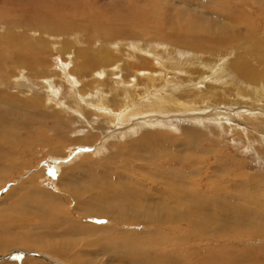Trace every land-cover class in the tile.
Returning <instances> with one entry per match:
<instances>
[{"label":"rangeland","instance_id":"1","mask_svg":"<svg viewBox=\"0 0 264 264\" xmlns=\"http://www.w3.org/2000/svg\"><path fill=\"white\" fill-rule=\"evenodd\" d=\"M36 1L30 0V5H35ZM66 2L71 6L70 12H64L62 16L70 17L65 23L47 22L38 16L25 24L24 31L13 30L9 36L0 28L2 44L10 43L25 52V60L0 53L6 57L4 67H9L11 81L1 92L5 103L0 102L8 112L4 127L19 138L0 139L3 145L10 146L6 148L7 159L11 155L15 157L16 147L10 141H25L22 122L26 120V124L31 125L29 134L34 132L27 142L34 149L26 153L27 157L13 158L14 163L17 160L20 163L19 169L0 172V264H178V261L179 264H264V86L259 87L258 81L241 78L243 73L239 72V75L233 64L237 57H244L252 61L253 68L261 71L251 47L257 43L255 46L264 49V0H83L81 5L76 0ZM0 4L1 10L8 14H13L21 4L29 5L28 0H0ZM31 11L34 13L32 7ZM81 16L89 17L87 21H78ZM74 19L77 23H72ZM190 21L198 29L195 34L173 30ZM119 29L123 32H117ZM147 30L150 33L145 35ZM130 31L131 35L125 36ZM247 34L255 35L248 41ZM107 42L111 48H107ZM183 44L190 45V49L181 46ZM221 47L233 50L220 52ZM32 48L39 53L33 52ZM112 48L122 53V59L121 54ZM81 52L85 54L83 57ZM220 71L225 72L219 74ZM132 88L136 90L130 92ZM170 97L192 104L185 105L188 108L167 107L165 104ZM213 98H219L225 104H213ZM160 99L163 102H159V106L165 108L166 114L171 112L173 115L157 113L155 103ZM125 100L128 103L124 105ZM146 108L150 111L146 112ZM124 114L128 117L126 121ZM148 135H156V142ZM143 136L149 140L145 141ZM142 138L144 141L138 142ZM161 140H165L164 143ZM132 143H138V149L129 147ZM149 145L153 148L150 149ZM152 151L158 154L157 157L155 153L150 154ZM177 154L191 158L189 164H193L186 171L190 177L185 180L190 185L184 184L186 192L183 194L196 199L201 196L204 201H200V210H197L213 213L208 218L210 222L205 223L200 219L205 217H198L200 223L195 229L183 224L182 235L161 228L166 222L154 223L149 214H160L163 208H169V198L178 193L167 191L164 179L166 170H180L182 167L178 164L163 168L157 165L163 163L162 159L169 160ZM166 181L174 188L180 182L173 175H169ZM150 206H153L151 211L142 212ZM25 235H30L31 240L27 239L23 245ZM37 237L38 241L33 239ZM9 238L20 244H6ZM182 242L186 248L181 246ZM177 256L179 259L182 256L186 262L178 260Z\"/></svg>","mask_w":264,"mask_h":264},{"label":"bare ground","instance_id":"2","mask_svg":"<svg viewBox=\"0 0 264 264\" xmlns=\"http://www.w3.org/2000/svg\"><path fill=\"white\" fill-rule=\"evenodd\" d=\"M30 0H28V3H29V5H28V7L27 6H22V4L21 5H19V6H17L16 7V10H14V9H12V11H13V14H8V13H6V11H3V10H1L2 8H0V13H1V15H0V28L1 29H4V33L5 34H8V36L9 35H11L12 33H13V30L14 31H16V30H23L24 31V26H25V24L26 23H28L29 21H31L32 19H34V18H36V17H38V16H41L39 19H43V20H45V21H47V22H49V21H51V20H54L55 22H66L67 21V18H70V17H63L62 18V16H63V14H64V12H70V4L69 3H67L66 1L67 0H37L35 3V5H30L31 3L29 2ZM80 1V2H79ZM76 0V3H78V4H80L83 0ZM92 1H94V0H92ZM32 2V1H31ZM85 3V2H84ZM94 3V2H93ZM78 4H76V5H78ZM86 4H88L87 2H86ZM1 5V4H0ZM66 5H69V7H67ZM81 5V4H80ZM6 6V5H5ZM86 6V5H85ZM88 6V5H87ZM31 7H32V9H33V11H34V13L31 11ZM95 7V6H94ZM8 8V7H7ZM40 8V10L38 11V9ZM73 9V8H72ZM94 9V8H93ZM9 10V9H8ZM95 10V9H94ZM111 9H109V11H110ZM11 11V10H10ZM90 11V10H89ZM9 12V11H8ZM91 12V11H90ZM98 12V11H97ZM97 12L95 13V15L97 14ZM33 14H36V15H33ZM38 14V15H37ZM83 16V15H82ZM81 16V20H78V21H87L88 20V17L87 18H83ZM16 18V19H14V20H10L9 18ZM38 18H36V19H38ZM111 18V17H110ZM140 19V18H139ZM144 20V19H143ZM36 20H34L33 22H35ZM38 21V20H37ZM41 21V20H40ZM112 21V20H111ZM134 21V20H133ZM262 21V20H261ZM41 22H44V21H41ZM77 23V20L76 19H74L73 20V22L72 23ZM38 23V22H37ZM41 24H43V23H41ZM40 24V25H41ZM50 24V23H49ZM30 25V24H29ZM29 25H26L27 27H29ZM137 25V24H136ZM32 26V25H31ZM44 26V25H43ZM54 26L55 27H59V26H56V24H54ZM246 27V26H245ZM35 28V27H34ZM37 28H38V26H37ZM44 28V27H43ZM223 28V27H222ZM248 28V27H247ZM250 28V27H249ZM59 29V28H58ZM239 29V28H238ZM252 29V28H251ZM251 29H250V31H251ZM49 30V29H48ZM50 30H52V31H54V29L53 28H51ZM126 30V29H125ZM173 30H176V32L177 33H180V32H184V34H188V33H191V34H195V30H198L197 29V27H196V25L192 22V21H190V22H188L187 23V25H185V26H179L177 29L175 28V29H173ZM249 30V29H248ZM260 30V29H259ZM264 30V29H263ZM10 31H11V33H10ZM122 31V29L120 30H117V32H121ZM254 31V30H253ZM27 32V31H26ZM39 32V31H38ZM123 32V31H122ZM148 32L150 33V31L149 30H147V32H144L145 33V35H148ZM152 32V31H151ZM223 32V31H222ZM225 32V31H224ZM10 33V34H9ZM23 32H21V34H22ZM47 33V32H46ZM49 33V32H48ZM126 33V32H125ZM124 33V34H125ZM127 33H129V32H127ZM135 33V32H134ZM254 33H255V31H254ZM257 33V32H256ZM33 34H36V33H33ZM93 34V33H92ZM218 34H220V33H218ZM222 34V33H221ZM220 34V35H221ZM20 35V34H19ZM18 35V36H19ZM127 35H131V31H130V33L129 34H126L125 36H127ZM144 35V34H143ZM144 35V36H145ZM255 35V34H254ZM254 35H252V34H247V35H245L248 39V41H250V40H252L253 39V37H254ZM1 36H3V35H0V37ZM17 36V37H18ZM51 36V35H50ZM105 36V35H104ZM124 36V35H123ZM136 36V35H135ZM143 36V37H144ZM216 36V35H215ZM244 36V37H245ZM16 36H15V38H17ZM28 37H29V35H28ZM106 37H109L108 35L106 36ZM115 37H116V35H115ZM139 37V36H138ZM217 37H219V36H217ZM26 38H27V36H26ZM32 38V37H31ZM47 38V37H46ZM146 38V37H145ZM238 39H239V41L241 40L240 39V37H237ZM237 38H235L236 40H237ZM0 39H2V37L0 38ZM6 39V38H5ZM4 39V40H5ZM12 38H10V40H11ZM33 39V38H32ZM52 39V38H51ZM50 39V40H51ZM117 39V38H116ZM134 39V38H133ZM221 39H222V37H221ZM226 39V38H225ZM25 40V39H24ZM28 40V39H27ZM89 40V39H88ZM112 40H113V38H112ZM118 40H119V38H118ZM1 41V40H0ZM8 41V40H7ZM6 41V42H7ZM12 41V40H11ZM10 41V42H11ZM17 41H18V38H17ZM22 41H23V39H22ZM26 41V40H25ZM31 41H33V40H31ZM30 41V42H31ZM35 41V40H34ZM90 41V40H89ZM125 41V40H124ZM4 42V41H3ZM29 42V41H28ZM96 42H97V40H96ZM95 42V43H96ZM103 42V41H102ZM106 42V41H105ZM109 42V41H108ZM108 42L107 43H105V44H107L108 45V47L107 48H109L110 47V43L108 44ZM121 42V41H120ZM136 42V41H135ZM188 42V41H187ZM186 42V43H187ZM238 42V41H237ZM254 42H256V41H254ZM1 43V45H0V53H5V55L6 54H10V57L12 56V58H16L17 60H19V59H24L23 58V53H25V52H23V50L22 49H19V48H15V46H12V44H10V43H4V44H2V42H0ZM37 43H38V41H37ZM113 43V42H112ZM111 43V44H112ZM129 43V42H128ZM133 43V42H132ZM182 43V42H181ZM184 43V42H183ZM252 43V42H251ZM13 44H14V42H13ZM17 44V43H16ZM40 44V43H39ZM83 44V43H82ZM116 44V43H115ZM114 44V45H115ZM123 44V43H122ZM136 44H137V42H136ZM179 44V43H178ZM187 44H189V43H187ZM249 44V43H248ZM257 44V43H256ZM255 44V45H256ZM20 45V44H19ZM35 45V44H34ZM102 45V44H101ZM129 45V44H128ZM177 45V44H176ZM186 45V44H185ZM185 45L183 44V45H181V46H184L185 47ZM252 46L251 47V49H252V52H253V56H254V58L256 59V61L255 62H257V63H259L260 64V66H261V71H258V70H256L255 68H253V66H252V61H250V60H248V59H246V58H244V57H237L236 58V62H234L233 61V64H234V68H235V71L236 70H238V74H239V72H241V73H243V74H241V78H248V79H251V80H255V81H258V83L257 84H259L260 86L259 87H262V86H264V67H262V66H264V49L263 50H260L257 46ZM261 45V44H260ZM63 46V45H62ZM84 47H85V45H83ZM83 46H82V48H83ZM88 46V45H87ZM95 46V45H94ZM113 46V45H112ZM116 46V45H115ZM167 46V45H166ZM186 46H188V45H186ZM190 46V45H189ZM189 46H188V48H189ZM211 46V45H210ZM213 46V45H212ZM249 46H251V45H249ZM20 47H22L21 45H20ZM31 47H33V45L31 46ZM81 47V46H80ZM93 47V46H92ZM129 47V46H128ZM174 47V46H173ZM197 47V46H196ZM237 47H239V46H237ZM236 47V48H237ZM35 48V47H34ZM48 48V47H47ZM96 48H97V46H96ZM99 48V47H98ZM98 48H97V50H98ZM111 48V47H110ZM130 48V47H129ZM201 48V47H200ZM211 48H213V47H211ZM215 48H217L216 46H215ZM226 48V47H225ZM224 47H221L218 51H220V52H225V51H229V50H231V49H226V50H224L225 49ZM233 48V47H232ZM261 48V47H260ZM27 49V48H26ZM33 49V48H32ZM71 49V48H70ZM89 49V48H88ZM103 49L105 50V48L103 47ZM113 49V48H112ZM125 49H127V48H125ZM131 49V48H130ZM135 49V48H134ZM157 49V48H156ZM155 49V50H156ZM180 49V48H179ZM190 49V48H189ZM198 49V48H197ZM202 49V48H201ZM34 51L33 52H37V50L36 49H33ZM80 50V49H79ZM79 50H78V52H79ZM114 50V49H113ZM116 50H118V49H116ZM181 50V49H180ZM194 50V49H193ZM233 50V49H232ZM231 50V51H232ZM29 51V50H28ZM31 51V50H30ZM29 51V53H31ZM67 51V50H66ZM110 51H111V49H110ZM126 51V50H125ZM125 51H123V53L125 52ZM142 51V50H141ZM174 51V50H173ZM198 51H199V49H198ZM204 51V50H203ZM210 51H212V50H210ZM210 51H208V52H210ZM230 51V52H231ZM32 52V53H33ZM89 52V51H88ZM95 52V51H94ZM114 52H119V51H115L114 50ZM175 52H176V50H175ZM196 52V51H195ZM31 53V54H32ZM37 53H39V52H37ZM36 53V54H37ZM98 53V52H97ZM105 53V52H104ZM120 53V52H119ZM177 53V52H176ZM176 53H175V55H176ZM182 53V52H181ZM201 53V52H200ZM211 53V52H210ZM209 53V54H210ZM35 54V53H34ZM81 54H82V57L85 55L84 54V52H81ZM121 54V59H122V53H120ZM119 54V55H120ZM131 54V53H130ZM143 54V53H142ZM178 54V53H177ZM193 54V53H192ZM227 54V53H226ZM40 54H38V56H39ZM71 55V54H70ZM75 55V54H74ZM99 55V54H98ZM97 55V56H98ZM145 55V54H144ZM143 55V56H144ZM160 55V54H159ZM194 55V54H193ZM192 55V56H193ZM197 55H198V53H197ZM232 55V54H231ZM25 56H26V54H25ZM27 56H29V54L27 55ZM31 56V55H30ZM29 56V57H30ZM33 56V55H32ZM36 56V55H35ZM77 56H78V54H77ZM111 56V55H110ZM214 56V55H213ZM222 56V55H221ZM230 56V55H229ZM244 56V55H243ZM9 57V58H10ZM69 57V56H68ZM125 57H127L126 55H125ZM154 57V55L151 57V58H153ZM155 57H156V55H155ZM6 58V57H5ZM5 58L2 56V54H0V93L2 92V88H6V86H9V83H11V81L9 82V80H10V78H9V72H8V68H6V67H4V62H5ZM11 58V59H12ZM70 58H71V56H70ZM85 58V57H84ZM87 58V57H86ZM124 58V57H123ZM175 58V57H174ZM210 58V57H209ZM8 59V58H7ZM35 59V58H34ZM107 59L109 60V58L107 57ZM118 59V58H117ZM130 59V58H129ZM128 58H126V60H129ZM160 59V58H159ZM197 59V58H196ZM25 60V59H24ZM27 60V59H26ZM37 60V59H36ZM154 60V59H153ZM7 61V60H6ZM21 61V60H20ZM82 61V60H81ZM131 61H132V58H131ZM135 61V60H134ZM139 61V60H138ZM140 61H142V60H140ZM139 61V62H140ZM149 61V60H148ZM214 61V60H213ZM223 61V60H222ZM250 61V62H249ZM15 62V61H14ZM32 62V61H31ZM71 62H72V59H71ZM116 62V61H115ZM154 62V61H153ZM156 62V61H155ZM212 62V61H211ZM249 62V63H248ZM7 63V62H6ZM9 63V62H8ZM21 63V65L23 64L24 66L26 65V63H23V62H20ZM120 63V62H119ZM124 65L127 63H124V62H122ZM129 64L131 63V64H133L132 62H128ZM135 63H137V62H135ZM221 63H223V62H221ZM10 64V63H9ZM8 64V65H9ZM13 64H15V63H13ZM29 64V63H28ZM76 64H77V62H76ZM87 64V63H86ZM138 64V63H137ZM140 64V63H139ZM142 64H144L143 62H142ZM151 64H153V63H151ZM162 64V63H161ZM213 65H214V63H212ZM7 65V66H8ZM64 65V64H63ZM68 65H70V64H68ZM79 65H80V67H81V63H79ZM113 65V64H112ZM127 65V64H126ZM134 65V64H133ZM141 65V64H140ZM212 65V66H213ZM71 66V65H70ZM69 66V67H70ZM75 65H73V67H74ZM116 66V65H115ZM122 66V65H121ZM129 66V65H128ZM128 66H126V67H128ZM152 66H154V65H152ZM151 66V67H152ZM112 67V66H111ZM111 67H110V70H111ZM125 67V68H126ZM132 67V66H131ZM135 67V66H134ZM138 67H140V66H138ZM219 67V66H218ZM63 68V67H62ZM81 68H84V67H81ZM114 68V67H113ZM112 68V69H113ZM116 68V67H115ZM117 68H118V66H117ZM129 68V67H128ZM127 68V69H128ZM154 68V67H153ZM155 68H157V67H155ZM220 68V67H219ZM13 69V68H12ZM65 69V68H64ZM127 69H126V71H127ZM130 69V68H129ZM132 69H134V68H132ZM141 69V68H140ZM74 70H75V68H74ZM123 70V69H122ZM121 70V71H122ZM143 70V69H142ZM150 70H152V69H150ZM157 70H158V68H157ZM222 70H223V67H222ZM102 71V70H101ZM131 71V70H130ZM130 71H127V72H129L130 73ZM160 71V70H159ZM163 71V70H162ZM197 71V70H196ZM132 72V71H131ZM134 72V71H133ZM147 72H148V70H147ZM150 72V71H149ZM152 72V71H151ZM157 72V71H156ZM165 72V71H164ZM222 72H225V71H220L219 72V74H221ZM96 73V72H95ZM103 72H101V74H102ZM115 72H113V74H114ZM123 73V72H122ZM143 73V72H142ZM146 72H144L143 74H145ZM154 73V72H153ZM152 73V74H153ZM161 73V72H160ZM166 73V72H165ZM47 73H45V75H46ZM73 74V73H72ZM97 74H99V72L97 73ZM127 74V73H126ZM159 74V73H158ZM157 74V75H158ZM162 74V73H161ZM239 74V75H240ZM89 75V74H88ZM123 75V74H122ZM132 75V74H131ZM147 75V74H146ZM149 75H150V73H149ZM165 75V74H164ZM225 75V74H224ZM111 76V75H110ZM216 76V75H215ZM219 76V75H218ZM221 76H223V75H221ZM231 76V75H230ZM95 77H99V76H95ZM101 77V76H100ZM99 77V78H100ZM102 77H104V76H102ZM101 77V78H102ZM112 77V76H111ZM116 76H114V78H115ZM123 77H125V75L123 76ZM128 77V76H127ZM131 77V76H130ZM141 77H142V75H141ZM148 77V76H147ZM226 77H228V76H226ZM9 78V79H8ZM72 78V77H71ZM137 78H139V77H137ZM143 78H145V77H143ZM167 78V77H166ZM41 79V78H40ZM89 79V78H88ZM111 80H112V78H110ZM118 79H120V78H118ZM141 79V78H140ZM149 79V78H148ZM155 79H156V77H155ZM230 79V78H229ZM69 80V79H68ZM90 80V79H89ZM110 80V81H111ZM142 80V79H141ZM147 80V79H146ZM154 80V79H153ZM157 80V79H156ZM217 80V79H216ZM241 80V79H240ZM65 81V80H64ZM70 81V80H69ZM86 81V80H85ZM113 81H115V80H113ZM121 81V80H120ZM126 81V80H125ZM137 81H138V79H137ZM148 81V80H147ZM146 81V82H147ZM181 81V80H180ZM213 81H215V79H213ZM212 80H209V82H213ZM228 81V80H227ZM246 81V80H245ZM139 82V81H138ZM137 82V83H138ZM235 82V81H234ZM240 82V81H239ZM70 83V82H69ZM68 83V84H69ZM73 83V82H72ZM129 83H131V82H129ZM141 83H142V81H141ZM149 83H150V81H149ZM152 83V82H151ZM154 83V82H153ZM222 83H225V82H223L222 81ZM8 84V85H7ZM52 84V83H51ZM82 84H84V83H82ZM112 84H113V82H112ZM144 84V83H143ZM148 84V83H147ZM214 84V83H213ZM233 84V83H232ZM240 84H242V83H240ZM239 84V85H240ZM248 84H250V83H248ZM53 85H55V84H53ZM53 85H52V87H53ZM65 85V84H64ZM80 85V84H79ZM173 85V84H172ZM223 85V84H222ZM221 85V86H222ZM235 85H237V84H235ZM234 85V86H235ZM256 85V84H255ZM40 86V85H39ZM111 86V85H110ZM116 86V85H115ZM135 85H133V87H134ZM137 86H138V84H137ZM155 86H156V84H155ZM158 86V85H157ZM163 86V85H162ZM211 86H212V84H211ZM210 86V87H211ZM220 86V87H221ZM250 86V85H249ZM93 87V86H92ZM129 87H131V86H129ZM128 87V88H129ZM140 87V86H139ZM151 87V86H150ZM161 87V86H160ZM43 88V87H42ZM53 88H55V86L53 87ZM52 88V89H53ZM67 88H68V86H67ZM102 88V87H101ZM116 88V87H115ZM149 88V87H148ZM153 88V87H152ZM155 88H157V87H155ZM219 88V87H218ZM236 88H238V85H237V87ZM255 88V87H254ZM63 89V88H62ZM61 89V90H62ZM104 89V88H103ZM111 89V88H110ZM142 89V88H141ZM150 89V88H149ZM210 89V88H209ZM213 89H214V86H213ZM222 89V88H221ZM220 89V90H221ZM244 89V88H243ZM256 89V88H255ZM59 90V89H58ZM71 90V89H70ZM99 90V89H98ZM97 90V91H98ZM106 90V89H105ZM134 90H136V89H134V88H132V89H130V92H132V91H134ZM145 90V89H144ZM148 90V89H147ZM151 90V89H150ZM156 90V89H155ZM237 90V89H236ZM7 91V90H6ZM100 91V90H99ZM138 91H139V89H138ZM154 91V90H153ZM165 91V90H164ZM173 91H174V89H173ZM226 91V90H225ZM247 91V90H246ZM58 92V91H57ZM71 92H74V91H71ZM88 92V91H87ZM93 92V91H92ZM94 92H96V91H94ZM101 92V91H100ZM196 92V91H195ZM224 92V91H223ZM227 92V91H226ZM263 91H261V93H262ZM60 93V92H59ZM58 93V94H59ZM66 93V92H65ZM105 93V92H104ZM148 93H149V91H148ZM166 93V92H165ZM168 93V92H167ZM166 93V94H167ZM174 93V92H173ZM179 93H180V91H179ZM247 93V92H246ZM76 94H79V92L78 93H76ZM89 94V93H88ZM118 94V93H117ZM129 94V93H128ZM127 94V95H128ZM137 94V93H136ZM175 94V93H174ZM178 94V93H177ZM181 94V93H180ZM194 94V93H193ZM196 94H198V93H196ZM249 94V93H248ZM260 94V93H259ZM55 95L57 96V94L55 93ZM55 95H54V97H55ZM85 95V94H84ZM83 95V96H84ZM100 95V94H99ZM108 95V94H107ZM125 95V94H124ZM135 95V94H134ZM139 95H141V94H139ZM162 95V94H161ZM222 95V94H221ZM228 95H230V94H227V96ZM4 96V94L3 93H1L0 94V101H2L3 103H5V98L3 97ZM71 96V95H70ZM82 96V95H81ZM177 96H179V94L177 95ZM206 96V95H205ZM210 96V95H209ZM208 96V97H209ZM224 96V95H223ZM58 97H59V95H58ZM77 97V96H76ZM79 97V96H78ZM78 97H77V99H78ZM85 97H86V95H85ZM84 97V98H85ZM109 98H110V95L108 96ZM166 97V96H165ZM168 97V96H167ZM219 97V96H218ZM262 97H263V95H262ZM64 98V97H63ZM100 98H101V96H100ZM120 98V97H119ZM134 98V97H133ZM171 98V97H170ZM179 98V97H178ZM185 98V97H184ZM199 98V97H198ZM210 98H212V97H210ZM210 98H209V100H210ZM215 98H217V97H215ZM215 98H213V99H215ZM220 98H221V96H220ZM264 98V97H263ZM58 99V98H57ZM62 99V98H61ZM127 99V98H126ZM137 99V98H136ZM150 99V98H149ZM157 99H158V97H157ZM166 99V98H165ZM186 99V98H185ZM206 99H208V98H206ZM219 99V98H218ZM212 100V103L213 104H221L220 102H223V101H221V100ZM224 99H226V98H224ZM59 100V99H58ZM81 100V99H80ZM175 100V101H174ZM174 100H172V98L171 99H168L167 101H166V104H165V106H167V107H169V106H171V107H176V108H188L189 106H185V105H189V104H192V103H186V102H181V101H176V99H174ZM228 100V99H227ZM262 100V99H261ZM264 100V99H263ZM117 101V100H116ZM208 101V100H207ZM76 102V101H75ZM79 102H82V101H79ZM89 102V101H88ZM87 102V103H88ZM103 102V101H102ZM132 102H134V101H132ZM156 102V101H155ZM159 102H163L161 99L159 100V101H157L156 103H155V106H156V108H155V110L157 111V113L160 115H162V116H165V115H170L171 114V112L169 113V114H166V110H165V108L163 109L162 107H160L159 106ZM199 102V101H198ZM260 102V101H259ZM263 102V101H262ZM3 103H1L0 102V139L1 138H4V137H7V138H9V139H19L12 131H8L7 132V130L5 129V127H4V124H5V122L7 121V118H6V114L8 113L7 112V109L5 108V105L3 104ZM64 103H66L65 101H64ZM110 103H112V101H110ZM128 102L125 100V102H123V104L125 105V104H127ZM129 103H131V102H129ZM137 103V102H136ZM205 103V102H204ZM211 103V104H212ZM224 104H225V102H223ZM221 104V105H224V104ZM227 103V102H226ZM264 103V102H263ZM69 104H70V102H69ZM74 104V103H73ZM79 104V103H78ZM117 104H118V102H117ZM134 104H135V102H134ZM133 104V105H134ZM145 104H146V102H145ZM145 104H143V105H145ZM149 104V103H148ZM196 104V103H195ZM199 104V103H198ZM197 104V105H198ZM229 104V103H228ZM228 104H226L227 105V107H228ZM71 105V104H70ZM84 106H85V104H83ZM97 105V104H96ZM99 105V104H98ZM121 105V104H120ZM141 105V104H140ZM139 105V106H140ZM143 105H141V106H143ZM163 105V104H162ZM208 105H209V103H208ZM225 105V106H226ZM256 105V104H255ZM259 105H261V103L260 104H258V107H259ZM61 106V105H60ZM69 106V105H68ZM68 106H66V107H68ZM72 107H73V105H71ZM71 106H69V107H71ZM88 106V105H87ZM102 106V105H101ZM118 106V105H117ZM122 106V105H121ZM136 107H137V105H135ZM148 106V105H147ZM249 106H251V105H249ZM254 106V104L252 105V107ZM61 107H63V106H61ZM71 107V108H72ZM75 108L77 107L76 105L74 106ZM170 107V108H171ZM215 107V106H214ZM81 108V107H80ZM145 108V107H144ZM261 108H263L262 106H261ZM79 109V108H78ZM174 108H172V110H173ZM260 109V108H259ZM258 109V110H259ZM69 110V109H68ZM74 110V109H73ZM77 110V109H76ZM263 110V109H262ZM123 111V110H122ZM147 111H150V108H146V112ZM235 111V110H234ZM104 112V111H103ZM130 112V111H129ZM128 112V113H129ZM177 112H179V111H177ZM186 112V111H185ZM216 112V111H215ZM244 112V111H243ZM248 112V111H247ZM263 112V111H262ZM105 113H106V111H105ZM124 113V112H123ZM127 113V114H128ZM180 113H182V112H180ZM210 113V112H209ZM219 113H221V112H219ZM236 113V112H235ZM97 114V113H96ZM113 114V113H112ZM132 114V113H131ZM157 114V115H158ZM190 114H197V113H190ZM222 114V113H221ZM220 114V115H221ZM248 114V113H247ZM250 114V113H249ZM141 115V114H140ZM156 115V114H155ZM158 115V116H159ZM171 115H173V114H171ZM182 115H184L183 113H182ZM237 115V114H236ZM264 115V114H263ZM95 116V115H94ZM104 116V115H103ZM128 116V115H127ZM144 116V115H143ZM176 116V115H175ZM222 116V115H221ZM238 116V115H237ZM83 117V116H82ZM135 117V116H134ZM151 117V116H150ZM155 117V116H154ZM219 117V116H218ZM223 117V116H222ZM86 118V117H85ZM107 118V117H106ZM116 118V117H115ZM137 118V117H136ZM139 118V117H138ZM191 117H189V119H190ZM259 120L261 119V118H259V117H257ZM112 119V118H111ZM124 119H125V121L128 119V117H125V114H124ZM132 119V118H131ZM140 119V118H139ZM164 119V118H163ZM227 119V118H226ZM229 119V118H228ZM21 120V119H20ZM94 120V119H93ZM143 120V119H142ZM144 120H145V118H144ZM143 120V121H144ZM142 121V122H143ZM228 121V120H227ZM255 121H256V119H255ZM258 121V120H257ZM262 121V120H261ZM20 122H22V121H20ZM111 122V121H110ZM128 122V121H127ZM230 122V121H229ZM259 122V121H258ZM18 123V122H17ZM243 123V122H242ZM136 124H140V123H136ZM22 125L24 126V133H25V141L22 143V142H17V141H13V140H11L10 141V144L11 145H15V147H16V150H15V157L17 156H20V158H21V156L22 157H27V154L26 153H30L31 151H32V148H33V146H31V145H28L27 144V142H28V140H29V138L30 137H32L33 136V133L34 132H32V133H30L29 134V132H30V128H31V125H28V124H26V120H25V123H24V121L22 122ZM125 125V124H124ZM128 125V124H127ZM131 125V124H130ZM135 125V124H134ZM138 127V126H137ZM132 128V127H131ZM210 128V127H209ZM133 129V128H132ZM260 129V128H259ZM189 130V129H188ZM22 131H23V128H22ZM92 131V130H91ZM187 131V130H186ZM96 132V131H95ZM188 132H191L190 130L188 131ZM157 133V132H156ZM105 134V133H104ZM148 134V133H147ZM147 134H144V135H147ZM150 135V134H149ZM148 135V136H149ZM165 135H163V136H161V137H164ZM194 137H196L197 136V138H199L198 137V135H193ZM263 136V135H262ZM144 137V136H143ZM152 140H154L155 141V139L157 138V136L155 135V136H149ZM118 139V138H117ZM144 139H145V141H148L149 139H148V137L147 136H145L144 137ZM245 139V138H244ZM80 140V139H79ZM166 140V139H165ZM165 140H163V141H165ZM191 140V139H190ZM81 141V140H80ZM119 141V140H118ZM142 141H144L143 140V138L140 140V141H138V142H142ZM162 141V140H161ZM162 141V142H163ZM170 141V140H169ZM172 141V140H171ZM170 141V142H171ZM195 141V140H194ZM76 142V141H75ZM84 142H85V140H84ZM156 142V141H155ZM168 142V141H167ZM189 142V141H188ZM200 142V141H199ZM18 143H20L21 144V146H18ZM147 143V142H146ZM150 143V141L148 142V144ZM152 143H154V142H152ZM164 143V142H163ZM87 144H89V143H87ZM137 144L138 143H132V145H130L129 147H136L137 146ZM151 144V143H150ZM159 144V143H158ZM172 144V143H171ZM170 144V145H171ZM188 144V143H187ZM142 145H143V143H142ZM146 145V144H145ZM164 145L165 144H163V147H164ZM168 146V145H167ZM196 146V145H195ZM149 147H150V145H149ZM151 147L153 148V145H151ZM151 147H150V149H151ZM154 147H155V145H154ZM6 148L8 149V148H10V146H8V145H3L2 144V142L0 141V161L1 162H3L4 164H1L0 163V172L1 173H5L6 171H15V170H18L19 169V166H20V163L18 162V160H17V162H13V158H15V157H12V155L7 159V156H5V154H6ZM11 148H13L12 146H11ZM137 148V147H136ZM170 148V147H169ZM175 148H176V146H175ZM14 149V148H13ZM34 149V148H33ZM138 149V148H137ZM141 149V148H140ZM174 149V148H173ZM189 149V148H188ZM162 150H164V149H162ZM8 151V150H7ZM13 151V150H12ZM160 151V150H159ZM158 150H157V152H159ZM170 151V150H169ZM182 151V150H181ZM55 152H57V151H55ZM55 152H53V153H55ZM164 152H166V151H164ZM164 152H163V154H164ZM152 153H155V155L154 154H152ZM160 153V152H159ZM170 153V152H169ZM150 154H152V155H154V156H156L157 157V153L156 152H151ZM160 154H162V153H160ZM168 154V153H167ZM181 154V153H180ZM180 154H179V156H178V154H177V157H174V156H172L173 158L171 159H169V160H165V159H162V161H163V163L162 164H157L158 166H160L161 168H163L164 166H166V165H168V166H175L176 164H178V167H179V165L182 167V169H180V170H171V169H168V170H166V178L164 179V182L166 183V187H168V189H167V191H169V192H178L177 194H176V196H173L171 199L169 198V203H168V205H169V208H163L162 209V212L160 213V214H151V213H149L150 214V216H151V218H152V221H154V223H155V221L156 222H159V223H161V222H166L165 224L164 223H162V227L161 228H168L169 230H171V231H175V234L174 235H176V234H180V235H182V233H183V228H182V225L183 224H186V226H187V228H189V229H192V228H196V227H198V225H199V223H200V220H199V218H200V216L201 217H205V218H200L203 222H205L206 223V221H208V222H210L209 221V217H211V215L213 214V213H209V212H207L206 210L204 211H198L197 209H199V206H200V201H204V199H202L201 198V196L198 198V199H196L194 196H191V197H189V196H187V195H185V194H183V192H186L185 191V189H184V184L185 185H190L189 184V182H187L185 179L186 178H189L190 177V175H188L187 173H186V171H188V170H190L192 167H193V164H189V161H190V159L191 158H188V159H186V158H184V157H182V156H184V155H182V156H180ZM214 155V154H213ZM164 156H165V154H164ZM188 156V155H187ZM206 156V155H205ZM162 158H163V156H161ZM17 159V158H16ZM192 159H194V158H192ZM146 160V159H145ZM144 160V161H145ZM159 160H161V159H159ZM158 160V161H159ZM16 161V160H15ZM160 162V161H159ZM193 162V161H192ZM191 162V163H192ZM156 163H158L157 161H156ZM203 163V162H202ZM146 164V163H145ZM144 164V165H145ZM195 164V163H194ZM3 165H4V167H3ZM22 165V164H21ZM29 165V164H28ZM152 165V164H151ZM27 166V165H26ZM105 166V165H104ZM136 166V165H135ZM140 166V165H139ZM147 166V165H146ZM77 167V166H76ZM79 168H80V166H78ZM77 167V168H78ZM138 167V166H137ZM143 167V166H142ZM22 168V167H21ZM26 168V167H25ZM133 168H134V166H133ZM144 168V167H143ZM142 168V169H143ZM153 168V167H152ZM155 168V167H154ZM170 168V167H169ZM82 169V168H81ZM195 169V170H194ZM193 170L194 171H196V168H194ZM198 169V168H197ZM23 170V169H22ZM70 170V169H69ZM74 170V169H73ZM137 170V169H136ZM145 170V169H144ZM198 171V170H197ZM85 172V171H84ZM162 172H163V170H162ZM158 173V172H157ZM77 174V173H76ZM152 174V173H151ZM156 174V173H155ZM155 174H153V175H155ZM162 174V173H161ZM160 174V175H161ZM139 175V174H138ZM152 175V176H153ZM163 175V174H162ZM161 175V176H162ZM169 175H173L174 177H177V179H179L180 180V182L178 183V186L177 187H183V189H176V188H174L173 186H172V184H169L167 181H166V179L168 178V176ZM143 176V175H142ZM158 176V175H157ZM94 177V176H93ZM134 177H135V175H134ZM138 177V176H137ZM150 177V176H149ZM160 178V177H159ZM162 178V177H161ZM133 179V178H132ZM148 179V178H147ZM151 179V178H150ZM158 179V178H157ZM163 179V178H162ZM149 180V179H148ZM134 181V180H133ZM135 181H136V179H135ZM147 181V180H146ZM155 181V180H154ZM152 182V181H151ZM94 183V182H93ZM131 183V182H130ZM155 183V185H156V181L154 182ZM91 184V183H90ZM97 184V183H96ZM133 184V183H132ZM141 184V183H140ZM135 185V184H134ZM141 185H143V184H141ZM140 185V186H141ZM99 186H101V185H99ZM98 186V187H99ZM125 186V185H124ZM138 186V185H137ZM136 186V187H137ZM148 186V185H147ZM88 187H90V186H88ZM97 187V186H96ZM118 187V186H117ZM132 187V186H131ZM139 187V186H138ZM142 187V186H141ZM145 186L143 185V188H144ZM223 187V186H222ZM92 188V187H91ZM95 188V187H94ZM100 188V187H99ZM103 188V187H102ZM119 188V187H118ZM212 188V187H211ZM97 189V188H96ZM101 189V188H100ZM121 189V188H120ZM119 189V190H120ZM146 189V188H145ZM149 189H150V187H149ZM215 189H219V187H217V188H215ZM99 190V189H98ZM102 190V189H101ZM114 190H116V188L114 189ZM114 190L112 191V192H114ZM128 190V189H127ZM156 190V189H155ZM94 191V190H93ZM146 191V190H145ZM151 191V190H150ZM65 192V191H64ZM95 192V191H94ZM99 192V191H98ZM106 192V191H105ZM134 192V191H133ZM219 192V191H218ZM119 193V192H118ZM136 193V192H135ZM145 193V192H144ZM99 194V193H98ZM104 194V193H103ZM108 194V193H107ZM106 194V195H107ZM110 194V193H109ZM116 194V193H115ZM121 194V193H120ZM137 194V193H136ZM175 194V193H174ZM223 194V193H222ZM105 195V196H106ZM117 195V194H116ZM122 195V194H121ZM139 192H138V197H139ZM108 196V195H107ZM118 196V195H117ZM136 196V199H138V197ZM145 196H146V194H145ZM198 196V195H197ZM135 197V196H134ZM72 198V197H71ZM95 198H96V195H95ZM101 198H102V196H101ZM111 198V197H110ZM118 197H116L115 199H117ZM229 198V197H228ZM73 199V198H72ZM97 199H98V196H97ZM96 199V200H97ZM99 199H100V197H99ZM98 199V200H99ZM113 199V198H112ZM131 199V198H130ZM135 199V200H136ZM140 199V198H139ZM114 200V199H113ZM142 200V199H141ZM147 200V199H146ZM206 200V199H205ZM232 200V199H231ZM100 201V200H99ZM107 201H109L108 199H107ZM129 201V200H128ZM26 202V201H25ZM118 202V201H117ZM131 202V201H130ZM132 202H133V200H132ZM100 203H102L101 201H100ZM137 204L139 203V202H136ZM103 204V203H102ZM111 204V203H110ZM143 204V203H142ZM156 204V203H155ZM36 206H39L38 204H36ZM111 206V205H110ZM125 206H128V205H125ZM134 206V205H133ZM136 206V205H135ZM139 206V205H138ZM137 206V207H138ZM154 206V205H153ZM153 206H150V207H146L145 209H142V212H147V211H151V207H153ZM223 206V205H222ZM96 207V206H95ZM142 207V206H141ZM140 207V208H141ZM128 208V207H127ZM135 209H136V207H134ZM133 208V209H134ZM196 208V209H195ZM38 209V208H37ZM42 209L43 210H45V208H43L42 207ZM42 209H40L41 210V213L43 212V210ZM116 209V208H115ZM114 210V209H113ZM138 210V209H137ZM200 210V209H199ZM53 211V210H52ZM131 212V211H130ZM140 212V211H139ZM228 212V211H227ZM50 213H53V212H50ZM128 213V212H127ZM134 213H135V210H134ZM201 213V214H200ZM44 214V213H43ZM42 214V215H43ZM137 214V213H136ZM45 215V214H44ZM123 215H125L124 213H123ZM140 216H141V214H140ZM164 216V217H163ZM199 217V218H198ZM229 217V216H228ZM134 219V218H133ZM107 220H108V218H107ZM122 220V219H121ZM141 220V219H140ZM252 220V219H251ZM214 221V220H213ZM212 221V222H213ZM143 222V221H142ZM146 222V221H145ZM149 222V221H148ZM147 222V223H148ZM250 222V221H249ZM253 222H256V221H253ZM252 222V223H253ZM152 223V222H151ZM215 223V222H214ZM204 224V223H203ZM256 224V223H255ZM160 225V224H159ZM206 225V224H205ZM233 225V224H232ZM238 225V224H237ZM252 225V224H251ZM185 226V225H184ZM209 226V225H208ZM215 226V225H214ZM253 226V225H252ZM45 227H47V226H45ZM51 227V226H50ZM199 227H201V226H199ZM245 227V226H244ZM255 227V226H254ZM145 228V227H144ZM146 229V228H145ZM186 229V228H185ZM247 229V228H246ZM160 230V229H159ZM252 230H254V229H252ZM160 231H162V230H160ZM211 231V230H210ZM231 231V230H230ZM255 231V230H254ZM166 232V231H165ZM165 232H163V233H165ZM168 232V231H167ZM196 232V231H195ZM206 232V231H205ZM212 232V231H211ZM207 233V232H206ZM254 233H256V232H254ZM253 233V234H254ZM51 234V233H50ZM157 234V233H156ZM155 234V235H156ZM159 234V233H158ZM170 234V233H169ZM168 233H167V235H169ZM186 234V233H185ZM189 234L191 235V233L189 232ZM194 234V233H193ZM192 234V235H193ZM208 234H210V232L208 233ZM21 235V234H20ZM71 235V234H70ZM187 235H188V233H187ZM187 235H186V237H187ZM189 235V236H190ZM255 235V234H254ZM39 236V235H38ZM157 236V235H156ZM170 236V235H169ZM45 237V236H44ZM151 237V236H150ZM153 237V236H152ZM161 237V236H160ZM175 237V236H174ZM145 238H147V237H145ZM154 238V237H153ZM159 238V237H158ZM158 238H157V241L159 242L160 240H158ZM165 238V237H164ZM184 238V237H183ZM23 239H24V241L22 240V243L21 244H25V242L27 241V239L30 241L31 240V236L29 235V236H23ZM34 240H36V241H38L37 239H38V237L37 238H33ZM160 239V238H159ZM179 239H181V238H179ZM186 239V238H185ZM196 239V238H195ZM11 239L9 238L8 240H6V244H8V245H12V244H15V245H17V244H20L18 241H14V242H11L10 241ZM197 240V239H196ZM199 240H200V238H199ZM199 240H197V241H199ZM33 241V240H32ZM154 241V240H153ZM161 241L163 242V244H165L164 243V241L161 239ZM177 241H178V239H177ZM183 241H184V239H183ZM197 241H195L196 243H197ZM201 241V240H200ZM21 242V241H20ZM43 242V241H42ZM151 242V241H150ZM156 242V241H155ZM161 242V243H162ZM195 242H192V243H195ZM35 243V242H34ZM200 243V242H199ZM30 244V243H29ZM42 244H44V243H42ZM147 244V243H146ZM155 244V243H154ZM129 245V244H128ZM159 245V244H158ZM185 245H186V243H185ZM46 246V245H45ZM162 246V245H161ZM160 246V247H161ZM167 246V245H166ZM177 246H179L178 244H177ZM182 247H185V246H183V242H182V245H181ZM24 247V246H23ZM130 247V246H129ZM139 247V246H138ZM150 247V246H149ZM153 247V246H152ZM157 247V246H156ZM172 247V246H171ZM189 247V246H188ZM167 248H168V246H167ZM186 248V247H185ZM194 248V247H193ZM192 248V249H193ZM140 249V248H139ZM141 249H142V246H141ZM144 249V248H143ZM164 249V248H163ZM181 249H183V248H181ZM188 249V248H187ZM137 250V249H136ZM151 250H153V249H151ZM156 250V249H155ZM165 250V249H164ZM177 249H175V251H176ZM138 251V250H137ZM136 251V252H137ZM141 251H144V250H141ZM146 251V250H145ZM159 251V250H158ZM213 251V250H212ZM225 251V250H224ZM227 251V250H226ZM132 252H133V250H132ZM135 252V251H134ZM153 252V251H152ZM155 252V251H154ZM153 252V253H154ZM177 252H178V250H177ZM179 252H181V250L179 251ZM190 252V251H189ZM141 253H144V252H141ZM141 253H139L140 255H141ZM151 253V252H150ZM157 253V252H156ZM164 253V252H163ZM162 253V254H163ZM169 253V252H168ZM204 253V252H203ZM225 253V252H224ZM53 254V253H52ZM136 254H138V253H136ZM145 254V253H144ZM159 254V253H158ZM160 254H161V252H160ZM170 254V253H169ZM183 254H185L184 252H183ZM187 254V253H186ZM189 254V253H188ZM211 254V253H210ZM132 255V254H131ZM146 255V254H145ZM151 255H153V254H151ZM164 255V254H163ZM174 255V257H175V254H173ZM215 255V254H214ZM130 256V255H129ZM138 256V255H137ZM154 256V255H153ZM159 256V255H158ZM165 256V255H164ZM171 256H172V254H171ZM201 256V255H200ZM206 256V255H205ZM139 257V256H138ZM156 257H157V255H156ZM174 257H173V259H174ZM182 257V256H181ZM181 257H180V259H181ZM184 257V256H183ZM150 258H152L151 256H150ZM162 258V257H161ZM178 260H180L179 259V257L177 256L176 257ZM231 258V257H230ZM229 258V259H230ZM48 259V258H47ZM50 259V258H49ZM156 259V258H155ZM158 259V258H157ZM165 259V258H164ZM167 259V258H166ZM165 259V260H166ZM183 260H185L184 258H182ZM182 259H181V261H182ZM201 259V258H200ZM221 259V258H220ZM223 259V258H222ZM164 260V262H166ZM177 260V261H178ZM197 260H199V259H197ZM208 260H209V258H208ZM212 260V259H211ZM216 260V259H215ZM162 261H163V259H162ZM167 261H169V260H167ZM196 261V260H195ZM214 261V260H213ZM183 262V261H182ZM185 262H186V260H185ZM189 262V261H188ZM202 262V261H201ZM216 262V261H215ZM31 264H34V263H32V262H30ZM172 263V262H171ZM193 263V262H192ZM200 263V262H199ZM23 264V263H22ZM36 264V263H35ZM176 264V263H175ZM178 264H179V261H178ZM181 264H183V263H181ZM194 264H198V263H194Z\"/></svg>","mask_w":264,"mask_h":264}]
</instances>
